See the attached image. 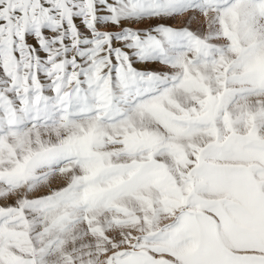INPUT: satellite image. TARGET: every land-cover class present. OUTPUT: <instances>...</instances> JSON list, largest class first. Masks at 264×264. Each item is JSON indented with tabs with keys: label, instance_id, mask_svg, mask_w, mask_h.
Here are the masks:
<instances>
[{
	"label": "snow or ice",
	"instance_id": "obj_1",
	"mask_svg": "<svg viewBox=\"0 0 264 264\" xmlns=\"http://www.w3.org/2000/svg\"><path fill=\"white\" fill-rule=\"evenodd\" d=\"M0 264H264V0H0Z\"/></svg>",
	"mask_w": 264,
	"mask_h": 264
}]
</instances>
